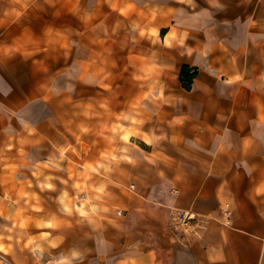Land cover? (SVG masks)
<instances>
[{
    "label": "crops",
    "instance_id": "crops-1",
    "mask_svg": "<svg viewBox=\"0 0 264 264\" xmlns=\"http://www.w3.org/2000/svg\"><path fill=\"white\" fill-rule=\"evenodd\" d=\"M84 4L77 7L83 20L74 24H88L87 13L98 9L97 0L92 7ZM256 21L264 25V17ZM95 22L103 30V17ZM243 23L242 31L232 22L226 24L228 33L209 28L199 42L202 48L189 45L188 56L183 50L187 63L205 66L190 90L177 83L159 93L157 84V95L140 98L120 97L119 55L105 51L103 32L94 33V52L82 45L68 49L60 43L72 21L17 16L15 36L4 48L9 53L0 50L5 53L0 108L10 112L7 128L17 142L37 147L42 155L55 151L52 138H57L58 145L67 142L64 153L78 156L77 146L83 152L84 142L90 147L82 160L109 146L115 147L114 160H121L123 146L132 156L121 161L138 189L126 207L109 214L118 225L107 222L112 237L107 249L97 246V264H264V28ZM49 24L59 32L48 33ZM91 34L81 32L78 40H91ZM217 41L226 52L213 62ZM99 67L106 78L97 74ZM126 98L128 115L136 112L132 105H150L137 110L142 124L117 121ZM105 99L110 113L101 107ZM87 101L94 105L91 115L83 112ZM117 122L136 134L120 139L123 133L111 131ZM149 130L154 143L146 140ZM144 153L155 156L149 160ZM156 184L168 185L173 197L156 199L142 190ZM181 210L193 213L183 228L172 225V213Z\"/></svg>",
    "mask_w": 264,
    "mask_h": 264
},
{
    "label": "rangeland",
    "instance_id": "rangeland-1",
    "mask_svg": "<svg viewBox=\"0 0 264 264\" xmlns=\"http://www.w3.org/2000/svg\"><path fill=\"white\" fill-rule=\"evenodd\" d=\"M67 1V9L64 10L63 6ZM80 1L92 7L96 0H0V50L1 47L9 48L7 44L11 42L7 39L15 36L14 23L17 16H30L32 13L37 19L44 16L57 20L66 18V22L72 21L73 24H68L67 29H64L60 43L62 46L73 49L82 45L84 49L94 52V33L103 32L105 51L114 49L119 55L117 91L120 97L134 95L141 98L150 90L148 97H154L158 93L157 84L161 86L159 93L163 89L169 90L171 84L178 83L186 90L193 87L194 80L190 89L184 87L180 79L182 66L188 64L198 70L205 66L187 63L182 53L187 45L202 48L199 42L206 39L209 28H215L218 33H228L226 24L232 22L242 31L245 20H250L251 28H264V25L256 24L257 18L264 17V0H195L193 7L177 4L175 0H119L118 7L125 9L123 13L118 8L113 9L112 4L117 0H97V14L94 10L93 14L88 12V24L82 25L74 24L83 20V14H80L82 11L77 9ZM101 17L104 21L103 30L95 22V19L100 20ZM149 22L155 27V36H140L141 28H145ZM172 30L185 34L183 45L173 42L170 48L164 46L166 35ZM85 31L93 33L91 40H78L79 34ZM47 32L57 34L59 29L54 24H49ZM50 43L53 45L55 42ZM6 50L4 52L9 53ZM214 51L213 62L220 61L226 52L218 41ZM5 53L0 52V64L5 59L2 55ZM8 56L11 57V54ZM145 59L157 65V70L148 80H136L134 76L140 74ZM104 60L106 62V56ZM0 72L4 73L3 67H0ZM67 99L70 100L69 97ZM127 102L126 98L125 103L120 105V114L128 115ZM75 103L77 106L83 105L81 98ZM104 105L105 113H110L106 99ZM140 107L150 105H138L136 111ZM92 108V102L87 101L83 112L91 115L94 113ZM9 113L5 108H0V245L4 246H0V264H49L62 254L71 256L69 249L73 244L85 247L73 264H97V246L107 249V242L112 237L107 228L109 214L126 207L129 198L138 189L129 181L130 176L125 169L129 165L113 159V146L103 150L98 148L95 154L82 160V157L86 158L89 145L81 143L83 152L77 146L79 156L72 152L64 153L67 142L58 145L57 138H52L55 151L41 155L34 151L37 147L17 142L19 138L7 128ZM22 140L26 141L25 138ZM43 155L47 158H43ZM132 155L136 158L139 156L137 153ZM143 155L149 160L155 156L152 153ZM112 162V169L106 171L105 164L111 165ZM104 182L107 183L108 192L97 191ZM76 185L80 187L77 188ZM147 188L142 190L150 191L156 199L170 200L174 195L172 189L165 184ZM64 192L67 193L71 213L64 211L66 206L61 199ZM85 199L90 200V204L83 206L88 215H81L78 209ZM90 207H96L97 211L91 212ZM48 222L55 227H38L39 224L47 225ZM45 233L48 234L46 238ZM53 243L56 247L52 246ZM37 245L40 247L37 248Z\"/></svg>",
    "mask_w": 264,
    "mask_h": 264
},
{
    "label": "clouds",
    "instance_id": "clouds-1",
    "mask_svg": "<svg viewBox=\"0 0 264 264\" xmlns=\"http://www.w3.org/2000/svg\"><path fill=\"white\" fill-rule=\"evenodd\" d=\"M175 2L177 4H186L189 7H193L195 5V0H175ZM118 4H119V0H117L116 3H113L112 4L113 9L115 10L118 8V10L123 13L125 11V9L118 7ZM137 27H139V25H137ZM154 28L155 27H152L151 23L149 22V24L145 28H141L140 36H142V37L145 35H148L150 37L155 36V32L153 31ZM173 40H176L178 44L183 45L184 41H185V37L184 36L177 37L176 35L174 38L173 37H167L164 41V46L170 48L172 46ZM157 41H158V39L156 41H153V43H156ZM156 70H157V65L149 63L145 59L144 65L140 68V74H136L134 76V79H136V80H148L152 77V75L156 72ZM102 73L105 75V78H106L108 74L104 72L103 67H99L97 69V74H102ZM154 86L155 85H153V87ZM105 87H107V85H105ZM150 94H151V90L149 92L144 93V98H147ZM101 107L106 108V105H101ZM137 107H138V105H133L134 111ZM136 116H139L138 111H136L134 115H126L124 113H121L116 117V119H117V121H120V120L130 121L131 125L142 124L144 121L141 119L135 118ZM85 131H87V129H85ZM111 131L112 132L119 131V132L123 133V135L120 136V139H123L125 141H127L130 136L136 134L131 127H125L123 124H121L119 122L115 123V125L111 128ZM94 171H95V169H94ZM76 187L79 188L80 185H76ZM102 190H103L102 188L97 189V191H102ZM65 195H67V193H65ZM96 199H99V197H96ZM86 204H90L89 199H85L82 202L81 207L78 209V211L80 212L81 215H88V212L84 211V207H83ZM64 211L71 213L72 209L65 207ZM90 211L96 212L97 209H96V207H90ZM45 226L55 227L54 224H47V225L39 224L38 225V227H45ZM47 236H48V234L45 233L44 237L46 238ZM29 243H31V241ZM52 246L56 247V245L54 243ZM39 247H40V245H37V248H39ZM78 259H79V255L77 253L73 252L71 256H64L62 254L58 259L50 261L49 264H73V262L78 260Z\"/></svg>",
    "mask_w": 264,
    "mask_h": 264
},
{
    "label": "bare ground",
    "instance_id": "bare-ground-1",
    "mask_svg": "<svg viewBox=\"0 0 264 264\" xmlns=\"http://www.w3.org/2000/svg\"><path fill=\"white\" fill-rule=\"evenodd\" d=\"M156 32H158V30H156ZM175 35L177 37H180V36H184V34H181L179 32H177L176 30H172L167 37H175ZM166 37V38H167ZM173 42H177L176 40H173ZM193 49L191 46L187 45L186 48H185V53L184 55H190L192 53ZM218 76L221 78L223 76V71L220 69L219 72H218ZM164 95V94H163ZM130 138V137H129ZM146 140L148 143H154V141L156 140V135L155 133L152 131V130H149L148 133H147V137H146ZM129 141V139L127 140ZM123 150L121 152V155H120V158L121 160L125 161V162H129L132 160V156L125 150V146L122 147ZM50 159H52L51 156H49ZM105 170L106 171H109L111 169V165L110 163H106L105 166H104ZM107 186V183L104 182L103 184H101L99 186V189H103L102 191L104 192H108V188L106 187ZM66 192H64V194L61 196V199L63 201V203L65 204L66 207L68 208H71V205H70V202L67 200V195H65ZM84 211H86L84 209ZM114 224L118 225L117 223H115L116 221L114 219H110ZM51 222H48L47 224H50ZM172 238H174V236L172 235ZM2 248H4L3 244L0 245ZM85 249V247H80L78 246L77 244H73L71 245L70 249H69V254L72 255L73 252L77 253L78 255L81 254V252ZM84 254H86V251L83 252ZM120 264H126V261L123 260L120 262Z\"/></svg>",
    "mask_w": 264,
    "mask_h": 264
},
{
    "label": "trees",
    "instance_id": "trees-1",
    "mask_svg": "<svg viewBox=\"0 0 264 264\" xmlns=\"http://www.w3.org/2000/svg\"><path fill=\"white\" fill-rule=\"evenodd\" d=\"M198 68L193 66H189L188 64H184L181 69L180 79L187 89L191 88V84L194 78L198 75Z\"/></svg>",
    "mask_w": 264,
    "mask_h": 264
},
{
    "label": "built area",
    "instance_id": "built-area-1",
    "mask_svg": "<svg viewBox=\"0 0 264 264\" xmlns=\"http://www.w3.org/2000/svg\"><path fill=\"white\" fill-rule=\"evenodd\" d=\"M172 214V225L179 228L186 227L193 217V213L189 210H181Z\"/></svg>",
    "mask_w": 264,
    "mask_h": 264
}]
</instances>
